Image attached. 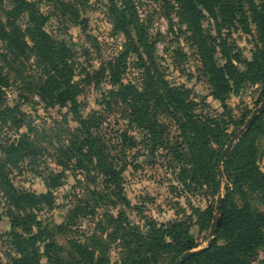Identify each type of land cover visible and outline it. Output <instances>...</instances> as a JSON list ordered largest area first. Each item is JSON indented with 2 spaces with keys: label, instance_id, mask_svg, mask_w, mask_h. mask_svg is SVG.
I'll use <instances>...</instances> for the list:
<instances>
[{
  "label": "rangeland",
  "instance_id": "374dc122",
  "mask_svg": "<svg viewBox=\"0 0 264 264\" xmlns=\"http://www.w3.org/2000/svg\"><path fill=\"white\" fill-rule=\"evenodd\" d=\"M29 1L34 3L45 19L43 30L52 40L62 42L70 51V63L75 68L76 82L85 78L86 74L91 76L92 72L99 71L102 64L116 60L124 52V47L129 48L122 30L117 27L107 10L111 1L120 7V0ZM131 1L152 45L157 71L163 75L164 80L174 87L186 90L185 96L194 104L195 115L224 120L225 136L220 141L222 143L212 146L216 153L220 152V156L230 139L243 129L252 112L264 104V85L240 83L238 88H233L226 95L221 104L212 97V89L199 52L180 16L177 1ZM253 1L264 7V0ZM9 9V1L0 0V22L3 25L6 23L5 12ZM230 19L231 16L217 17V24L224 23L218 33L213 21L206 15L202 17L199 25L205 54L217 66L223 65L228 60L225 55H228L231 64L239 72H244L245 64L252 61L261 44L251 18L246 19V32L243 31V24ZM3 47L0 42V75L7 84L2 107L12 112L8 113L7 123L0 124L1 143L17 140L19 134H25L30 144L38 150L35 156L21 157L14 166L4 165L6 178L17 194L43 195L46 192V179L64 174L60 187L51 191V209L47 205L30 209L31 205H27L24 210L29 217L39 221L42 227L50 228L61 224L70 226L66 237H55L66 256L73 254L71 244L66 240H73L90 248V252L105 256L108 264H119L122 249L119 241H113L112 236L114 227L120 222L129 228L138 229L142 234L148 229L164 231L168 224H183L188 227V234L195 245L189 251L200 252L208 242L211 245L215 242L217 247L224 244L222 239L216 240L217 221L221 216L215 207L217 200L224 199L228 190H231V184L223 172L228 154L220 166L222 174L217 176V191L213 193L212 188L200 184V181L193 183L189 178L180 181L179 165L172 160L170 153L165 155L164 150L150 153V147L145 145L144 132L129 125L130 117H125L118 111L104 112L101 132L111 154L116 155L120 150L125 153L119 162H114V168L121 170V193L116 195L112 185L109 190L104 191L106 185L101 179L90 181V178H86L77 169L62 170L56 165L55 160L59 157L58 142L62 141L63 145L68 146L69 135L71 137L75 133L77 125L66 108L50 106L37 94L36 89L46 76L44 70L37 66L34 57L25 55L13 58ZM139 53L149 66L145 54L140 49ZM135 66H138L136 58L131 53L128 72L122 83L133 80L135 76L141 77L142 68L135 69ZM110 90L111 87L104 82L98 87H94L93 83L87 85L76 98L80 104V114L85 117L93 111L102 113L105 106H102L101 93L105 95ZM157 120L166 126V146L175 148L174 142L179 140L177 126L163 114ZM256 121L259 130L256 129L250 137H254L257 144L256 166L264 175V112L256 117L254 122ZM248 131L234 141L230 151ZM121 134H124L129 147L123 146ZM5 158L0 155V166L5 163ZM102 191L105 198H108L104 199L106 201L103 204L98 196ZM233 201L239 204L237 197H233ZM112 202L117 203L112 205ZM246 202L252 209L263 211V201L256 192H249ZM208 208L212 209V213L206 228L200 214ZM15 214H19L18 209L9 201L0 185V264H11L13 258L19 257L14 248L16 241L10 235L9 217ZM109 218L111 221L107 226ZM215 220L216 224L213 225ZM34 247L42 250L43 244L36 243ZM179 258L180 256L174 258L173 254L164 255L160 264H175ZM250 262L264 264V241L257 250V256Z\"/></svg>",
  "mask_w": 264,
  "mask_h": 264
},
{
  "label": "trees",
  "instance_id": "16d2710c",
  "mask_svg": "<svg viewBox=\"0 0 264 264\" xmlns=\"http://www.w3.org/2000/svg\"><path fill=\"white\" fill-rule=\"evenodd\" d=\"M8 1L10 9L5 12L6 23L3 25L0 22V42L3 48L13 58L25 55L34 57L37 66L44 70L46 76L36 89L37 94L50 106L66 108L77 125L71 137L66 132L70 138L68 146L63 145L62 141L58 142L59 157L55 160L57 166L62 170L77 169L86 178H90V181L99 178L106 185L104 191L109 190L112 185L116 195L120 194L121 170L114 168V162H119L125 153L120 150L118 154L112 155L101 132L105 113L118 111L125 117H130V126L144 132L145 145L150 147V153L157 150H164L165 155L170 153L172 160L179 165L180 181L187 178L193 183L200 181V184L209 186L213 193H216V167L220 152L216 153L212 146L222 143L220 141L225 136L224 120L195 115L194 104L185 96L186 90L170 85L157 71L152 56V45L131 0H120V7L111 1L107 9L117 27L122 30L129 48L124 47V52L116 60L102 64L99 71L92 72L91 76L86 74L85 78L77 82L74 81L77 76L73 64L70 63V51L62 42L52 40L43 30L45 19L39 14L34 3L29 0ZM176 1L180 7V16L191 34L193 45L199 52L215 100L223 104L226 95H229L233 88H238L240 83L264 85L263 6L256 5L253 0ZM204 15L213 21L218 33L224 26V23L217 24L218 16H231L230 21L236 20L238 24H243L245 32L246 19L251 18L261 48H257L252 61L245 64L244 72H239L231 64L228 55H225L228 60L217 66L205 54L202 29L199 25ZM139 49L148 59L149 66L144 63ZM131 53L134 54L138 65L135 69L142 68L143 72L141 77L135 76L133 80L122 83L124 75L128 72ZM103 82L111 87L105 95L101 93L105 110L102 113L93 111L83 117L76 98L90 83L98 87ZM6 87L5 78L0 75L1 125L7 123L8 113L12 112L2 107ZM160 114L165 115L177 126L179 140L174 142L175 148L167 147V141L164 142L166 126L157 120ZM256 123L257 121L252 123L249 131L228 153L224 162L223 172L231 184V190L220 200L218 212L221 217L217 221L216 230V240L222 239L224 244L217 247L214 242L208 250L189 257L184 264H250V260L257 256V250L262 247L264 207L263 211H258L246 202L248 193L256 192L264 204V175L256 166L257 144L254 137H250L258 129ZM120 136L123 138V146L129 147L124 134ZM6 142L1 143L0 140V155L6 157L5 163L0 166V185L9 201L19 211V214L9 217L10 235L13 241H16L14 248L19 256L13 258L11 264H108L105 256H98L90 252L87 246L79 245L73 240H66L71 244L73 251L71 256H66L55 237H66L70 226L61 224L50 228L42 227L39 221L25 213L27 205H31L30 209H38L44 207L43 205L51 209V191L60 187L64 174L47 178L44 185L46 192L43 195L17 194L8 184L4 165L14 166L21 157L35 156L38 150L30 144L25 134H19L17 140L5 144ZM174 167L173 164L172 169ZM98 196L102 204L106 201L104 199H108L103 191ZM233 197H237L239 204L233 201ZM115 203L117 202L111 204ZM211 213L210 208L199 213L206 228L211 221ZM112 223L116 225L115 222ZM114 229L113 241L118 240L122 249L119 264H160L164 255L173 254L174 258H177L195 248L193 239L188 234V227L183 224H168L164 231L148 229L145 234L136 228H129L123 222L118 223ZM36 243L43 244L42 250L34 247Z\"/></svg>",
  "mask_w": 264,
  "mask_h": 264
},
{
  "label": "water",
  "instance_id": "95a60500",
  "mask_svg": "<svg viewBox=\"0 0 264 264\" xmlns=\"http://www.w3.org/2000/svg\"><path fill=\"white\" fill-rule=\"evenodd\" d=\"M262 112H264V104L261 105L258 109L254 110L251 114V116L249 117V119L247 120V122L244 124V127L242 130L238 131L235 136L233 138L230 139V141L228 142V144L226 145V147L223 149V151L221 152L219 158H218V163H217V176H221V170H220V166L223 163L225 157L227 156L228 152L230 151V149L232 148V145L234 143L235 140H237L245 131L249 130V128L251 127L252 123L254 122V120L256 119V117L261 114ZM219 202L220 200H217V204H216V211H218V207H219ZM216 224V220L213 222V225ZM213 233V232H212ZM211 233V236H212ZM211 246V242H208L206 244V246L203 248L202 251L200 252H194V251H189L186 252L184 254H182L180 256V258L175 262V264H183L189 257L195 255V254H199L201 252H204L206 250H208Z\"/></svg>",
  "mask_w": 264,
  "mask_h": 264
}]
</instances>
